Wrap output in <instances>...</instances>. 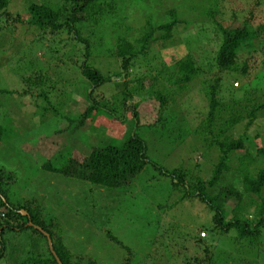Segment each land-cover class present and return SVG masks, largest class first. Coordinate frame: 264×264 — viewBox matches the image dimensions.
I'll return each mask as SVG.
<instances>
[{
  "label": "rangeland",
  "instance_id": "obj_1",
  "mask_svg": "<svg viewBox=\"0 0 264 264\" xmlns=\"http://www.w3.org/2000/svg\"><path fill=\"white\" fill-rule=\"evenodd\" d=\"M104 1L115 3V8L98 22L96 33L101 38L82 35L90 41L86 63L107 78L91 90V97L108 110L93 112L79 126L69 121L88 106L83 97L88 83L79 67L83 45L69 40L63 30L55 33L28 23L29 2L59 7L64 2L7 0L5 14L0 13V168L11 172L12 183L4 186L12 195L10 201L27 200L39 207L42 217L55 224L53 235L94 264H196L195 259L204 260L198 264H264V231L251 243L236 239L233 228L226 234L216 233L205 204L183 196V187L172 185L170 176L161 172L178 169L191 176V183L188 178L185 182L201 180L210 194L230 186L241 192L243 165L238 157L243 150L230 154L226 171L213 187L207 186L219 152L214 145L208 146L210 141L199 127L205 124L213 81L218 82L214 98L225 105L215 110L213 134L236 111L231 99L241 96L236 90L238 72L225 75L215 65L222 41L215 23L253 30L264 27V0ZM169 9L177 20L169 37L160 40L161 31H155L142 44L136 42L145 34L147 23L168 22ZM204 10H212V16ZM118 39L138 52L125 68L113 54ZM185 56L192 59L197 74L179 90L172 75L178 70L176 61ZM244 63L249 66L248 80L257 89L256 102H264V33H259L253 45L237 50L235 68ZM157 90L171 94L164 112L180 123L181 134L169 136L167 130L162 134L160 129L144 126L159 111L153 97ZM124 91L131 93L126 101L137 104L140 125L135 130L130 112H122L116 104ZM246 121L241 119L216 137L230 140L244 133L250 138L244 145L255 159L248 170L254 176L264 170V155L257 152L264 148V112L245 128ZM131 130L144 140L147 161L126 185L99 187L41 168L45 162L60 165L70 152L74 159L84 158L94 146L117 145ZM251 197L260 202L259 196ZM235 203L231 197L225 205L231 208ZM253 207L247 205L239 217L254 220ZM224 217L228 220L231 215L227 212ZM201 231L205 239L197 246L194 240Z\"/></svg>",
  "mask_w": 264,
  "mask_h": 264
},
{
  "label": "trees",
  "instance_id": "obj_2",
  "mask_svg": "<svg viewBox=\"0 0 264 264\" xmlns=\"http://www.w3.org/2000/svg\"><path fill=\"white\" fill-rule=\"evenodd\" d=\"M62 1L64 4L61 7L29 2L27 5V12L30 16L28 23L39 29H47L50 32L57 33V31L63 30L69 36V40L83 45V60L79 67L81 76L88 83V86L84 88L83 92V97L88 102V106L78 118L69 121H77L76 125L79 126L85 122L87 117L92 116L93 112L97 110H108H105L106 108H104L103 103L96 102L91 97V90L100 86L107 78L97 69L86 63V57L90 53V41L88 37L83 35L101 38V33H96V27L99 25L98 22L100 19L112 13L113 8H115V3H109L104 0ZM126 1L133 2L134 0ZM6 4L7 0H0V13L5 14L2 11L6 7ZM204 12L209 16L213 14L212 10H204ZM174 13L173 9L167 11L170 20L166 23L157 25L151 22L147 23L145 34L142 38L136 40V42L142 44L155 31H161L160 40L168 38L170 30L173 27L172 25L177 22ZM215 24L222 34V41L215 56V65L218 71H222L225 75H233V73L238 72L240 85L236 90H239L241 96L237 99H231V108L235 106L236 111L231 113L218 126L217 133L213 134V123L216 118V114L214 113L217 106L222 107L221 105L223 104H220L214 98L218 85L217 80L213 81V85L209 87V109L207 117L204 120L205 124H202L199 129L202 130L200 134L207 136L204 139H207L208 142L210 141L208 146L211 147V145H214L216 147L219 152V157L211 170V177L207 180V186L213 187L219 175L226 171L229 155L243 150V153L238 157L240 166L243 165L240 183L241 192L238 188L230 186L218 189L215 193L210 194L206 191V186H204L201 180H197L196 184H190L191 176L188 177L185 173L176 172L178 169L172 170L169 174L166 171L161 172L170 176L172 185H181L183 187V196L196 198L205 204L211 213V227L213 231L219 234H226L233 228L237 232L236 239L251 243L257 240L259 235L264 231V170H259L254 176L250 175L248 171L249 165L255 159L250 151L245 148L244 143L250 139L246 134L243 133L238 135L236 139L232 138L230 140H218L216 135L223 133L228 127L237 124L243 118H247L245 122L246 128L251 125L258 113L264 112V102L257 103L256 98L253 96L257 89L255 83L251 85V82L248 80L249 66L244 63L238 70L234 66L237 50L242 46L253 45V41L259 33H264V27L260 26L253 30L244 25L240 27H224L218 22ZM96 40L100 42V40ZM116 41L117 43H115L113 54L121 58L122 66L125 68L138 52L127 41L123 39ZM67 45H70L69 41ZM176 65L178 70L173 73L172 77L175 79L174 84L177 89L182 90L196 76L197 70L189 56H185L183 59L176 61ZM139 82L140 80L137 83ZM87 89H90V91L87 92ZM232 89L235 90V88ZM130 94V92L124 91L116 100V104L119 106V109H122V112L124 110L130 112V117L134 121L135 130L140 125V116L137 104H130L126 101L127 98H130ZM153 97L157 102L159 111H157L155 120L144 126L160 129L162 130V134H165L164 131L167 130L169 136L177 131L181 134L182 127L180 123H175L174 120L169 118L171 115L168 116L164 112L167 104L172 100L171 94L157 90L154 92ZM239 102L243 103L242 106H239L240 109L237 108ZM114 107L115 104L113 103ZM130 132L117 145L103 144L94 146L87 157L84 158L80 156L74 159L70 152L64 156L65 158L60 165L53 167L49 162H45L41 168L99 187L114 188L126 185L140 172L147 161L144 140L137 136L135 131L131 130ZM257 152L264 155V148L257 149ZM186 178H188L187 180L190 183L188 181L185 182ZM10 179L11 172L0 168V264H58L56 259H58L60 264H94L91 258L73 253L62 243L57 235H53L52 230H54L53 226L55 224L46 221L42 217L41 213H39L40 210L38 211L39 207L37 209L36 206L27 200L16 204L10 201L9 197L12 195L4 187L12 183ZM253 195L259 196V203H256L251 197ZM231 197L235 199L236 203L233 207L228 208L225 202ZM252 204H254L253 214L255 219L252 221L242 220L239 217L240 212L247 205ZM20 210H24L25 214L22 215ZM227 212L231 217L228 220H224ZM42 232L47 234L50 240V246ZM204 236L205 233L203 231L198 232L194 244L197 246L202 244L204 242L203 239H205L202 238ZM17 237H20L21 240L18 241ZM203 261H197L195 259L194 263L198 264Z\"/></svg>",
  "mask_w": 264,
  "mask_h": 264
},
{
  "label": "water",
  "instance_id": "obj_3",
  "mask_svg": "<svg viewBox=\"0 0 264 264\" xmlns=\"http://www.w3.org/2000/svg\"><path fill=\"white\" fill-rule=\"evenodd\" d=\"M22 215H24L25 214V212L24 211H21L20 212ZM39 230H40V228H38ZM43 234H44V236L47 238V242H48V245L50 246V240H49V238H48V236H47V234L45 233V232H42ZM56 261L58 262V264H60L59 263V261H58V259H56Z\"/></svg>",
  "mask_w": 264,
  "mask_h": 264
}]
</instances>
